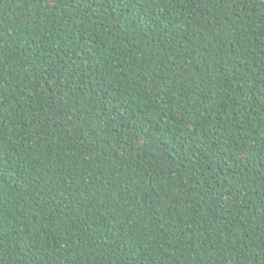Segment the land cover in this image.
<instances>
[{"label":"trees","instance_id":"obj_1","mask_svg":"<svg viewBox=\"0 0 264 264\" xmlns=\"http://www.w3.org/2000/svg\"><path fill=\"white\" fill-rule=\"evenodd\" d=\"M0 264H264V0H0Z\"/></svg>","mask_w":264,"mask_h":264}]
</instances>
